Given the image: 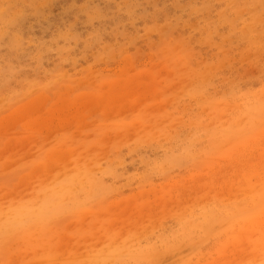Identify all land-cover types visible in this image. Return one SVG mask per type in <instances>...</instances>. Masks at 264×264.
Instances as JSON below:
<instances>
[{
  "label": "rangeland",
  "instance_id": "374dc122",
  "mask_svg": "<svg viewBox=\"0 0 264 264\" xmlns=\"http://www.w3.org/2000/svg\"><path fill=\"white\" fill-rule=\"evenodd\" d=\"M0 126V264H264V0H0Z\"/></svg>",
  "mask_w": 264,
  "mask_h": 264
},
{
  "label": "bare ground",
  "instance_id": "6f19581e",
  "mask_svg": "<svg viewBox=\"0 0 264 264\" xmlns=\"http://www.w3.org/2000/svg\"><path fill=\"white\" fill-rule=\"evenodd\" d=\"M66 76V75H65ZM118 81V80H117ZM133 87V86H132ZM111 89V88H110ZM110 91V90H109ZM112 94V93H111ZM117 95V94H116ZM115 96V95H114ZM79 98V97H78ZM81 98V97H80ZM90 98V97H89ZM110 98H111V96H110ZM113 98V97H112ZM43 99V98H42ZM45 99V98H44ZM87 99H88V97H87ZM107 99H108V97H107ZM89 100V99H88ZM85 101V100H84ZM104 101V100H103ZM77 102V101H76ZM78 102H80L79 100H78ZM98 102V101H97ZM88 103V102H87ZM91 103V102H90ZM94 103V102H93ZM101 103V102H100ZM81 104V103H80ZM57 105V104H56ZM64 105H66V104H64ZM76 105V104H75ZM79 105V104H78ZM83 106H85L84 104H82ZM31 106V105H30ZM33 106V105H32ZM63 106V105H62ZM25 107L27 108V106L25 105ZM25 107H22V108H25ZM59 107V106H58ZM71 108V107H70ZM74 108V107H73ZM19 109V108H18ZM52 109V108H51ZM58 109V108H57ZM79 109V108H78ZM84 108H82L81 109V111L83 110ZM20 110H21V108H20ZM34 110V109H33ZM37 110V109H36ZM43 110V109H42ZM53 110H55V109H53ZM92 111V110H91ZM30 112V111H29ZM34 112V111H33ZM50 112H52V111H50ZM50 112H47V113H49V114H51ZM32 113V112H31ZM46 114V113H45ZM44 114V115H45ZM79 114V113H78ZM11 115V114H10ZM44 115H42V116H44ZM32 116V115H31ZM41 116V117H42ZM51 116V115H50ZM82 116V115H81ZM79 117V116H78ZM26 118V117H25ZM32 118V117H31ZM69 118V117H68ZM83 118V117H82ZM62 119V118H61ZM65 119V118H64ZM36 120V119H35ZM63 120V119H62ZM66 120V119H65ZM31 121V120H30ZM38 121V120H37ZM43 121V120H42ZM72 121V120H71ZM28 122V121H27ZM27 122H26V124H27ZM63 122V121H62ZM33 123V122H32ZM42 123V122H41ZM54 123V122H53ZM59 123V122H58ZM61 123V122H60ZM65 123V122H64ZM73 123V122H72ZM25 124V123H24ZM29 124V123H28ZM27 124V125H28ZM68 124H69V122H68ZM68 124H66V125H68ZM2 126V125H1ZM0 126V127H1ZM33 126V125H32ZM49 127V126H48ZM65 127V126H64ZM29 128H30V126H29ZM8 130V129H7ZM40 167V166H39ZM258 174L260 173V172H257ZM261 176V175H260ZM256 177V176H255ZM259 177V176H258ZM258 179V178H257ZM151 202V201H150ZM156 204V203H155ZM154 204V205H155ZM167 204V203H166ZM156 207V206H155ZM133 218V217H132ZM259 219H261V218H259ZM140 220V219H139ZM262 221V220H261ZM258 223V222H257ZM259 224V223H258ZM255 225V224H254ZM258 226V225H257ZM261 228V227H260ZM262 231V230H261ZM263 243V242H262ZM264 245V244H263ZM264 247V246H263ZM255 264V263H254Z\"/></svg>",
  "mask_w": 264,
  "mask_h": 264
}]
</instances>
